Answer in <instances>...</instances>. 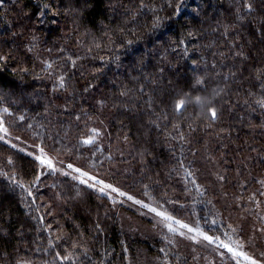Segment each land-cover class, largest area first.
Returning <instances> with one entry per match:
<instances>
[{
  "label": "trees",
  "instance_id": "obj_1",
  "mask_svg": "<svg viewBox=\"0 0 264 264\" xmlns=\"http://www.w3.org/2000/svg\"><path fill=\"white\" fill-rule=\"evenodd\" d=\"M0 57L12 141L228 245L264 230V0H0ZM164 235L0 141V264H222Z\"/></svg>",
  "mask_w": 264,
  "mask_h": 264
},
{
  "label": "rangeland",
  "instance_id": "obj_2",
  "mask_svg": "<svg viewBox=\"0 0 264 264\" xmlns=\"http://www.w3.org/2000/svg\"><path fill=\"white\" fill-rule=\"evenodd\" d=\"M0 137H2V139H0L1 142L32 157L33 159L37 160L40 164L48 167L49 169L68 175L69 177L83 183L87 187L97 191L98 193H101L108 199L123 205L124 207L132 210L133 212L137 213L142 217L147 218L160 229L167 232L171 237H180L185 241L191 243L198 249V252L200 251L203 254L205 252L204 255L210 260H212V257H215L218 258L222 264H251L252 261H255V264H264V244L260 245V243H258L259 238H256L257 235L261 236L260 239L264 241V230L263 228L254 226L253 223L250 221V228L248 227V225L245 224V222L244 224H236L235 226L230 228L232 236L235 235L234 243L231 245H228V241L225 240L223 242H220L217 238L213 237V234H211L210 231L209 233L204 232L201 229L195 227L193 223L179 221L180 224H185L189 228L193 229L192 232H189L187 228H181L179 224L175 223V221L165 220L161 216L156 215L155 212L150 211V209L152 208L156 209L150 203L139 199L138 197L132 194L122 191L121 189L115 187V185H110L105 182H101L90 175L77 172L73 168L70 169V167L64 169L56 161L44 156L43 153L40 152L39 154H36L12 141L5 135L4 131H0ZM49 162L51 166H49ZM89 185H91V187ZM113 189H115L116 191H113ZM120 193H123L124 195H120ZM129 197H131L132 199H129ZM134 201H140V203L138 204ZM141 204L147 205V207H142ZM156 211L162 212L157 209ZM168 224H171L172 227L176 229L175 234L169 232L167 227ZM241 228L245 230L244 235L241 233L243 232ZM197 229L200 233H203L204 235L213 238V243H209L203 238L202 235H199L196 231ZM189 237L192 238L189 239ZM164 238L168 239V241L170 240V238L166 235H164ZM222 245H227L228 247H223ZM229 248L231 249V251H229ZM245 257H248L249 259H245Z\"/></svg>",
  "mask_w": 264,
  "mask_h": 264
},
{
  "label": "snow or ice",
  "instance_id": "obj_3",
  "mask_svg": "<svg viewBox=\"0 0 264 264\" xmlns=\"http://www.w3.org/2000/svg\"><path fill=\"white\" fill-rule=\"evenodd\" d=\"M181 2H182V0H181ZM246 8H247V11H248V12H251V11H252V6H251L250 4H247V5H246ZM129 43H131V41H129ZM3 59H6V58H5V57H0V60H3ZM73 63H75V61H73ZM48 67H51V65H48ZM60 86H61V87L64 86V84H63V77H61V79H60ZM184 103H185L184 100H180V101L177 103V105H176L177 111H179V110L184 106ZM260 106H261V107H264V101H261V102H260ZM5 111H7V109H5ZM211 116H212L213 119L216 118V111H215V109H212V110H211ZM0 131H4L5 134H7V130L4 129V128L2 127V125H0ZM0 139H2V137H0ZM85 143H91V140H86ZM38 159H39V158H38ZM42 163H43V161H42ZM49 166H51V165H50V162H49ZM69 167H70V166H69ZM82 182H83V181H82ZM262 183H264V182H262ZM89 186L91 187V185H89ZM113 191H116V190L113 189ZM120 195H124V194H123V193H120ZM129 199H132V198L129 197ZM134 202H135V203H138V204L140 203V201H134ZM141 206H142V207H147V205H143V204H141ZM150 211L155 212L156 215L161 216V217H162L163 219H165V220H168V221H171V220H172V217H171V216H168L166 213H163V212H157L156 209H154V208L150 209ZM175 223L179 224V226H180L181 228H187V230H188L189 232H192V231H193L192 228H189V227H188L187 225H185V224H180L179 221H175ZM167 227H168L169 232L174 233V234L176 233V229L173 228L171 224H168ZM196 231L198 232L199 235H202L203 238H204L205 240H207L209 243H213V238H211V237H209V236H207V235H204L203 233H200L198 229H197ZM181 235H182V233H181ZM191 238H192V237H189V239H191ZM222 246H223V247H228L227 245H222ZM229 251H231L230 248H229ZM245 259H249V258H248V257H245ZM251 264H255V261H252Z\"/></svg>",
  "mask_w": 264,
  "mask_h": 264
}]
</instances>
